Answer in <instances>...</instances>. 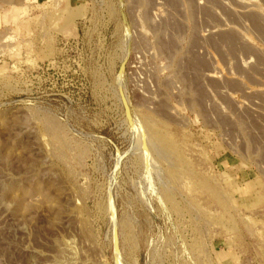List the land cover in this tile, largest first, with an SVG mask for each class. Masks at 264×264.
Returning a JSON list of instances; mask_svg holds the SVG:
<instances>
[{"label":"rangeland","instance_id":"1","mask_svg":"<svg viewBox=\"0 0 264 264\" xmlns=\"http://www.w3.org/2000/svg\"><path fill=\"white\" fill-rule=\"evenodd\" d=\"M251 13L264 0H0V264H264V192L232 205L219 159L245 128L202 124L174 76L194 26L251 42Z\"/></svg>","mask_w":264,"mask_h":264},{"label":"crops","instance_id":"2","mask_svg":"<svg viewBox=\"0 0 264 264\" xmlns=\"http://www.w3.org/2000/svg\"><path fill=\"white\" fill-rule=\"evenodd\" d=\"M197 11L190 5L189 16L194 18ZM209 11L202 8L199 13L207 15ZM225 15L229 21L235 17L230 10ZM211 18L217 20L213 35L200 39L193 27L183 54L185 58H177L174 62L177 69L174 76L186 86L190 96L188 103L197 109L202 124L214 129L245 128L241 141L246 143V149L231 151L229 148L227 155L219 158L223 160L222 173L231 179L228 183L231 203L241 208L251 202L254 190L264 192V16L255 13L247 16L255 38L251 42L246 41L230 22L222 23L215 14ZM170 27L175 35L184 31L183 25L178 23ZM205 46L213 51L212 61L207 53L200 51ZM160 47L175 51V41L168 45L161 42ZM209 93L213 95L211 106L206 104ZM235 137L229 130L230 142H235Z\"/></svg>","mask_w":264,"mask_h":264},{"label":"water","instance_id":"3","mask_svg":"<svg viewBox=\"0 0 264 264\" xmlns=\"http://www.w3.org/2000/svg\"><path fill=\"white\" fill-rule=\"evenodd\" d=\"M124 19H125V16H124ZM126 63H127V60H125L121 64V68H120V73L121 74L124 73V71H125ZM119 92H120V98H121V101H122V104H123V107H124V111H125L126 118L128 119L129 123L131 125H133V118H132V115H131V109H130L129 103L127 101V98L125 96V93H124L123 88H120V91Z\"/></svg>","mask_w":264,"mask_h":264}]
</instances>
